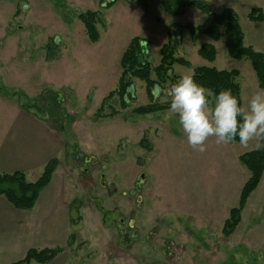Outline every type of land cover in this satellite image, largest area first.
<instances>
[{
	"label": "rangeland",
	"instance_id": "374dc122",
	"mask_svg": "<svg viewBox=\"0 0 264 264\" xmlns=\"http://www.w3.org/2000/svg\"><path fill=\"white\" fill-rule=\"evenodd\" d=\"M109 1L0 0V93L63 135L54 171L69 201V237L53 264H264V244L255 249L245 242V232L226 236L221 230L238 207L236 199L224 213L230 201L224 191L236 186L238 168L240 180L248 178L239 159L258 141L217 144L209 137L205 151L198 152L168 109L135 113L149 104L168 106V86L201 66L237 71L246 105L258 87L250 60L231 58L223 38L212 41L197 30L206 14L196 5L171 16L159 0H116L106 7ZM188 1L205 3L214 14L232 11L244 45L264 54V0ZM253 10L263 20L250 19ZM86 12L99 17L96 42L88 40L78 18ZM134 38L145 44L150 79L156 80L164 45L168 70L151 97L146 82L133 78L130 94L121 99L120 59ZM203 44L213 45V62L199 55ZM51 45L59 58L47 61ZM233 157L237 164H228L234 168L228 178L218 162ZM201 184L211 185V193L220 186L221 202L203 207ZM263 216L264 207L243 223L250 227Z\"/></svg>",
	"mask_w": 264,
	"mask_h": 264
},
{
	"label": "crops",
	"instance_id": "0c3cea01",
	"mask_svg": "<svg viewBox=\"0 0 264 264\" xmlns=\"http://www.w3.org/2000/svg\"><path fill=\"white\" fill-rule=\"evenodd\" d=\"M8 97L0 93V174L23 173L26 181L32 183L41 176L46 164L59 158L64 148L63 135L48 120L40 118L31 110H23L16 103L12 104ZM229 163L237 164L236 158L218 162L219 171L228 178L233 177L231 172L234 170L228 166ZM234 173L239 177L236 186L233 182V186L229 185L228 191H224V198L230 199L223 206L226 214L236 199L239 201L241 189L248 179L240 180L239 168ZM201 186L203 207H207L206 202L211 205L221 202L220 186L212 193L209 192L211 185ZM262 207L264 171L240 211L239 221L232 231H239V236L245 232V242L248 241L255 249L264 244V219L250 227L243 222L252 213L259 214ZM69 221V201L58 171L52 173L49 183L40 191L30 210H17L0 196V264H16L32 249H63L68 243ZM57 258L47 264H53Z\"/></svg>",
	"mask_w": 264,
	"mask_h": 264
},
{
	"label": "trees",
	"instance_id": "16d2710c",
	"mask_svg": "<svg viewBox=\"0 0 264 264\" xmlns=\"http://www.w3.org/2000/svg\"><path fill=\"white\" fill-rule=\"evenodd\" d=\"M116 0L107 2L106 7L111 6ZM130 1V0H129ZM102 3V2H101ZM163 11L171 16H178L184 13L187 6L196 5L204 14H206V24L204 27H198V31L212 41L220 38L224 39L227 52L231 58H247L251 62L252 69L255 73L258 87L264 88V54L253 50L250 46L244 45L243 33L235 15L230 10H224L220 14L211 13L209 7L205 3L188 1V0H159ZM103 5V3H102ZM252 11L249 14L252 20H263L261 13ZM79 20L83 24L84 31L90 42L98 40V33L95 28L98 22L96 12H86L79 15ZM170 36V32H168ZM144 43L139 38L132 39L124 50L120 67L121 74L119 78V86L116 91L117 95L123 99L131 92L132 84L130 79L139 78L146 82V91L151 97V90L156 85H162L165 82V75L168 68L165 67V58L169 47L164 45L161 49L163 58L159 66L154 68L156 80L150 79L149 75L151 67L146 60L147 55L144 52ZM199 55L208 62L215 59V50L211 44H203L199 50ZM47 61L58 59V54L54 48H47ZM194 80L204 85L206 88L218 92L222 89H230L234 95L238 97L241 103V91L237 82V71L217 70L212 67L194 68ZM124 100H122V105ZM23 110H29L26 106H21ZM168 109L167 105L149 104L145 107L135 109V113L148 114L160 110ZM112 115V113H111ZM239 142L238 138L230 143ZM240 162L249 173V177L243 185L238 201V207L230 210L229 218L224 222L222 232L228 236L239 221L240 211L243 209L247 198L258 185L261 175L264 171V140L259 141V146L240 157ZM55 169V160L45 165L41 176L35 182H27L23 173L0 174V196L4 197L17 210H30L38 197L40 191L49 183L52 173ZM59 249H41L29 250L24 258L16 264H47L52 261Z\"/></svg>",
	"mask_w": 264,
	"mask_h": 264
},
{
	"label": "clouds",
	"instance_id": "9594fccd",
	"mask_svg": "<svg viewBox=\"0 0 264 264\" xmlns=\"http://www.w3.org/2000/svg\"><path fill=\"white\" fill-rule=\"evenodd\" d=\"M193 77L190 68L167 90L168 111L177 118L193 150L205 151L209 137L217 144H230L237 138L241 144L264 140V88L257 87L244 105L230 89L214 92Z\"/></svg>",
	"mask_w": 264,
	"mask_h": 264
},
{
	"label": "water",
	"instance_id": "95a60500",
	"mask_svg": "<svg viewBox=\"0 0 264 264\" xmlns=\"http://www.w3.org/2000/svg\"><path fill=\"white\" fill-rule=\"evenodd\" d=\"M131 90H132V87H131ZM140 177H141V178H140V180H139V183L143 181L144 176L141 175Z\"/></svg>",
	"mask_w": 264,
	"mask_h": 264
}]
</instances>
